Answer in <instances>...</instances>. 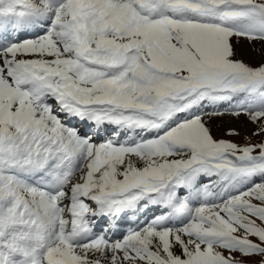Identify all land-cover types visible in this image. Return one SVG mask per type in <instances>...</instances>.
<instances>
[{"label": "snow or ice", "instance_id": "1", "mask_svg": "<svg viewBox=\"0 0 264 264\" xmlns=\"http://www.w3.org/2000/svg\"><path fill=\"white\" fill-rule=\"evenodd\" d=\"M0 264H264V0H0Z\"/></svg>", "mask_w": 264, "mask_h": 264}, {"label": "rangeland", "instance_id": "2", "mask_svg": "<svg viewBox=\"0 0 264 264\" xmlns=\"http://www.w3.org/2000/svg\"><path fill=\"white\" fill-rule=\"evenodd\" d=\"M226 123H227V118H226V117L223 118V120L217 119V120L214 121V124H216V125H221V126H222L223 124H226ZM248 127L251 128V125H248ZM216 134L219 135L220 133L217 132Z\"/></svg>", "mask_w": 264, "mask_h": 264}]
</instances>
